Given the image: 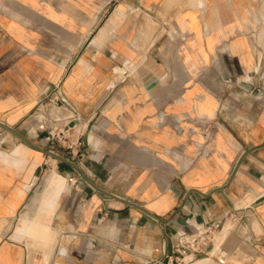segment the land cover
Masks as SVG:
<instances>
[{"label":"crops","instance_id":"crops-1","mask_svg":"<svg viewBox=\"0 0 264 264\" xmlns=\"http://www.w3.org/2000/svg\"><path fill=\"white\" fill-rule=\"evenodd\" d=\"M56 85L73 149L32 129ZM0 121L171 218L0 128V264L166 261L230 210L195 264H264V0H0Z\"/></svg>","mask_w":264,"mask_h":264},{"label":"built area","instance_id":"built-area-1","mask_svg":"<svg viewBox=\"0 0 264 264\" xmlns=\"http://www.w3.org/2000/svg\"><path fill=\"white\" fill-rule=\"evenodd\" d=\"M31 118L35 122L32 128L34 133L38 136L44 134L50 143L69 149L80 145V140L74 138L77 124L82 117L60 85L44 92ZM239 219L236 210H230L224 216V220L232 226ZM223 221L199 223L197 226L191 224L190 229L177 235L174 253L169 255L166 261L147 258L142 264H195L201 255L207 253L206 248L223 228Z\"/></svg>","mask_w":264,"mask_h":264},{"label":"water","instance_id":"water-1","mask_svg":"<svg viewBox=\"0 0 264 264\" xmlns=\"http://www.w3.org/2000/svg\"><path fill=\"white\" fill-rule=\"evenodd\" d=\"M0 128L8 131V132H11L12 134H14L15 136H17L20 140H22L26 145L36 149V150H39V151H42L43 153L55 158L57 161L61 162V163H64L68 166H70L71 168H73L78 174L79 176L87 183L89 184V186H91L92 188H94L96 191L102 193V194H105L109 197H112V198H115V199H118V200H121L123 202H125L126 204L128 205H131L133 207H136L138 209H140L141 211H143L144 213L148 214L149 216L153 217L154 219L160 221V222H167L169 221L171 218H163V217H160V216H157L155 215L154 213H152L151 211L147 210L146 208H144L143 206H141L140 204L136 203V202H133L131 200H128V199H125V198H122V197H119L105 189H103L102 187L98 186L93 180H91L89 178V176L83 171V169L76 163L74 162L73 160L53 151V150H50V149H47V148H44V147H41L35 143H33L31 140H29L22 132H20L18 129H16L15 127L13 126H10L9 124L5 123V122H2L0 121ZM264 146V144L262 145H259V146H256L254 148H251V149H248L246 150L245 152H243V154L240 156L235 168H234V171L232 173V177L234 176V174L236 173L239 165L241 164V161L243 160V158L245 156H247L249 153H251L253 150H256L260 147ZM227 187V185H224V186H220V187H217L215 188L214 190L215 191H221V190H224L225 188ZM192 192H198L202 195H205V196H208L210 195V193H202L200 192L199 190H196V189H192L189 191L188 195L191 194ZM180 209L176 210V213H178Z\"/></svg>","mask_w":264,"mask_h":264},{"label":"bare ground","instance_id":"bare-ground-1","mask_svg":"<svg viewBox=\"0 0 264 264\" xmlns=\"http://www.w3.org/2000/svg\"><path fill=\"white\" fill-rule=\"evenodd\" d=\"M102 31H104L103 29H102ZM102 31H101V33H102ZM105 31H106V29H105ZM103 34V33H102ZM102 34H100L101 36H102ZM101 39V38H100ZM103 39V38H102ZM94 42H96V41H94ZM98 42V41H97ZM101 42V41H100ZM95 44V43H94ZM96 45V44H95Z\"/></svg>","mask_w":264,"mask_h":264}]
</instances>
